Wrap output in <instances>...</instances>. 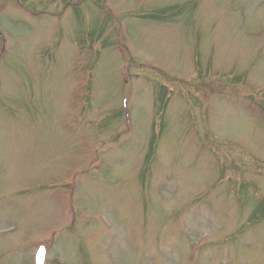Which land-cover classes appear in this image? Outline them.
<instances>
[{"label": "rangeland", "instance_id": "rangeland-1", "mask_svg": "<svg viewBox=\"0 0 264 264\" xmlns=\"http://www.w3.org/2000/svg\"><path fill=\"white\" fill-rule=\"evenodd\" d=\"M0 264H264V0H0Z\"/></svg>", "mask_w": 264, "mask_h": 264}]
</instances>
